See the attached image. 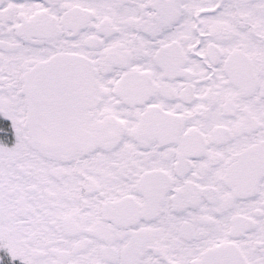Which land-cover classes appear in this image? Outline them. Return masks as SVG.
Listing matches in <instances>:
<instances>
[{"label": "snow or ice", "instance_id": "obj_1", "mask_svg": "<svg viewBox=\"0 0 264 264\" xmlns=\"http://www.w3.org/2000/svg\"><path fill=\"white\" fill-rule=\"evenodd\" d=\"M0 264H264V0H0Z\"/></svg>", "mask_w": 264, "mask_h": 264}]
</instances>
